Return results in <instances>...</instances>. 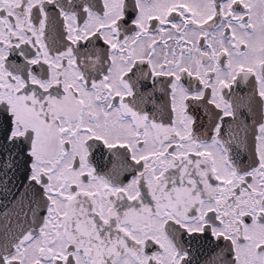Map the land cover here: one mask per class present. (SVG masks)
<instances>
[{
    "label": "snow or ice",
    "instance_id": "6c2138e0",
    "mask_svg": "<svg viewBox=\"0 0 264 264\" xmlns=\"http://www.w3.org/2000/svg\"><path fill=\"white\" fill-rule=\"evenodd\" d=\"M0 264H264V0H0Z\"/></svg>",
    "mask_w": 264,
    "mask_h": 264
}]
</instances>
